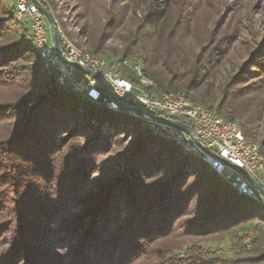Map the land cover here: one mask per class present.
Listing matches in <instances>:
<instances>
[{
  "label": "trees",
  "instance_id": "16d2710c",
  "mask_svg": "<svg viewBox=\"0 0 264 264\" xmlns=\"http://www.w3.org/2000/svg\"><path fill=\"white\" fill-rule=\"evenodd\" d=\"M116 1L76 0L78 37L61 29L238 121L264 154V43L200 31L196 0ZM0 264H264V205L139 119L52 91L30 20L0 0Z\"/></svg>",
  "mask_w": 264,
  "mask_h": 264
},
{
  "label": "built area",
  "instance_id": "2783aa9c",
  "mask_svg": "<svg viewBox=\"0 0 264 264\" xmlns=\"http://www.w3.org/2000/svg\"><path fill=\"white\" fill-rule=\"evenodd\" d=\"M17 19L31 22L33 39L44 59L49 74L56 73L57 83L63 89H70L80 97L103 105L115 112H122L141 121L152 134L169 139L184 153L201 158L210 164L220 177L235 188L264 205V198L253 183L235 170L204 153L198 144L182 130L159 122L153 117L134 112H124L117 102L102 91L98 81L78 71L55 56L54 46L49 36L45 16L32 0H13ZM63 54L82 66L89 67L99 74L113 91L129 105H135L150 113L190 125L203 145L226 161L235 164L250 173L264 187V154L260 152L257 142L247 138L238 121L226 119L201 104L189 101L183 94L167 91L154 92V82L143 75L137 67L140 82L127 77L121 69L111 66L105 57L93 56L80 47L61 30ZM52 44V45H51ZM149 87V88H148Z\"/></svg>",
  "mask_w": 264,
  "mask_h": 264
},
{
  "label": "rangeland",
  "instance_id": "374dc122",
  "mask_svg": "<svg viewBox=\"0 0 264 264\" xmlns=\"http://www.w3.org/2000/svg\"><path fill=\"white\" fill-rule=\"evenodd\" d=\"M113 1L114 0H107V5L111 7ZM196 1L198 2L196 11L199 13V20L195 23V26L200 31L204 32L206 28L210 27L214 29L222 27L223 33L241 34L244 40L250 45H252L253 42L264 43V0ZM50 2L54 10V12H52L54 13L60 29V23H62V26L77 38L83 22H80L76 17V13L79 11L75 5L76 0H50ZM116 3L118 4L117 1ZM122 3L123 2H120L118 4L119 6L116 7H122ZM132 10L133 9H130L128 12L131 13ZM96 13H98V11ZM94 18L95 16L92 17L93 21ZM63 23L65 25H63ZM48 29L49 36L52 38L51 43L54 46L53 32L50 24L48 25ZM108 43L113 47L119 45L118 41L113 39ZM109 63L113 68L123 70L118 64H114L115 60L111 59ZM122 65L129 69L134 68L133 70L136 72L138 71L136 66L142 69V65L139 61L134 63L124 61ZM122 72L125 74L124 70ZM177 150L181 152L178 148Z\"/></svg>",
  "mask_w": 264,
  "mask_h": 264
},
{
  "label": "water",
  "instance_id": "95a60500",
  "mask_svg": "<svg viewBox=\"0 0 264 264\" xmlns=\"http://www.w3.org/2000/svg\"><path fill=\"white\" fill-rule=\"evenodd\" d=\"M36 6L39 8V10L43 13V15L45 16V18L47 19L48 23L51 26L52 32H53V40H54V51H55V56L62 61L63 63L74 67L77 71L93 78L96 79L102 89V91H104L112 100H114L115 102H117L119 104V106L123 109L124 112H134L138 115H143V114H147L151 117H153L154 119L158 120L159 122H162L164 124L176 127L180 130H182L183 132H185L187 135L191 136L192 139L198 144V146L201 148V150L206 153L207 155H209L210 157H212L213 159L219 160L222 163L226 164L227 166H229L230 168H232L233 170H235L237 173L245 176L247 179H249L253 185L256 187V189L260 192V194L263 196L264 198V187L250 174L248 173L245 169L236 166L233 163H230L228 161H226L225 159L219 157L217 154H215L214 152H212L211 150L207 149L203 143L199 140V138L197 137V135L195 134L193 128L181 121L178 120H173L171 118H166L160 115H156L153 113L148 112L147 110L141 108V107H137L135 105H129L128 103H126L123 99H121L112 89V87L106 82L104 81L98 73H96L95 71H93L92 69H90L89 67L86 66H82L79 63H77L76 61L70 60L69 58H67L62 51V43H61V29L59 27V24L54 16V13L52 12L51 9H49L48 7L44 6L39 0H32ZM50 75V85L52 88V91L55 89V84L57 83V78H56V73H52L49 74ZM58 85V83H57Z\"/></svg>",
  "mask_w": 264,
  "mask_h": 264
}]
</instances>
